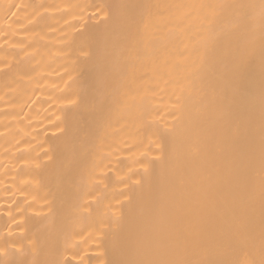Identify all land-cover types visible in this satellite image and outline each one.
<instances>
[{"label":"bare ground","instance_id":"1","mask_svg":"<svg viewBox=\"0 0 264 264\" xmlns=\"http://www.w3.org/2000/svg\"><path fill=\"white\" fill-rule=\"evenodd\" d=\"M0 264H264V0H0Z\"/></svg>","mask_w":264,"mask_h":264}]
</instances>
